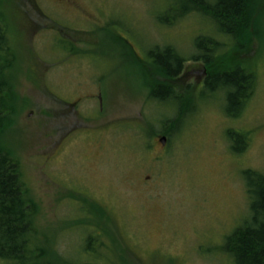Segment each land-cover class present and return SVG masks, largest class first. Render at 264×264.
<instances>
[{"label": "rangeland", "instance_id": "rangeland-1", "mask_svg": "<svg viewBox=\"0 0 264 264\" xmlns=\"http://www.w3.org/2000/svg\"><path fill=\"white\" fill-rule=\"evenodd\" d=\"M178 1L78 0L86 10L66 0L0 4L13 19L19 64L0 140L20 163L39 231L70 264L91 257L104 264H230L220 247L248 214L241 172L264 174V17L249 50L235 57L255 74L238 117L223 111L225 89L202 92L196 80L203 66L192 60L175 83L186 106L177 117L175 106L148 99L149 81L134 55L146 61L147 50L170 46L188 59L196 38L211 33L205 14H169ZM215 38L224 51L227 39ZM68 41L78 52L65 51ZM99 91L101 110L87 96ZM78 97L88 120L70 130L60 113L53 136L54 107ZM174 117L183 123L161 149L160 132ZM231 128L248 135L242 153L230 151ZM89 234L100 241L90 246L93 255Z\"/></svg>", "mask_w": 264, "mask_h": 264}, {"label": "trees", "instance_id": "trees-1", "mask_svg": "<svg viewBox=\"0 0 264 264\" xmlns=\"http://www.w3.org/2000/svg\"><path fill=\"white\" fill-rule=\"evenodd\" d=\"M2 1L5 2L0 0V4ZM185 10L205 14L212 22L213 29L209 35L196 38L195 52L188 59L170 46L147 50L146 61L139 59L134 52V62L143 75V81H149L148 99L175 106L179 113L177 117H181L186 112V106L180 99L175 83L186 61L192 60L200 62L206 70L202 92L225 89L223 111L230 118L238 117L254 89L255 74L235 57L237 53L247 52L244 50H249L254 38L259 36L264 0H179L168 13L182 16ZM158 16V22H165L166 15ZM10 22H13L12 17L0 10V129L2 122L11 120L9 109L15 104L13 71L19 65L14 66L18 56L13 38L9 35ZM215 37L227 39L224 51L221 50L223 44ZM72 44L70 41L65 51L78 52L74 51ZM182 123L181 118L177 120L174 117L172 124L160 132L161 136L166 141L172 139L174 131H179ZM225 134L231 153H242L247 145V133L231 128ZM14 155L0 140V260L4 264H70L55 252L51 236L39 231L35 220L37 206L24 189L19 177L20 163ZM241 175L248 198V214L240 225L224 237L220 250L230 264H264V174L246 169ZM93 212L98 216L104 215L102 210L95 209ZM40 235H44L43 239L39 238ZM98 238L92 234L86 237V252L94 251L90 246L100 243ZM91 258L80 264H104L91 261Z\"/></svg>", "mask_w": 264, "mask_h": 264}, {"label": "flooded vegetation", "instance_id": "flooded-vegetation-1", "mask_svg": "<svg viewBox=\"0 0 264 264\" xmlns=\"http://www.w3.org/2000/svg\"><path fill=\"white\" fill-rule=\"evenodd\" d=\"M66 1H68L69 3H63V4L69 6L72 9L86 10L85 7L79 5L78 0H66ZM206 76L207 75H206L205 71H203L200 74V76L196 80L197 84L199 86H203L204 85ZM89 93L90 94H87L88 97H93L94 100L97 99L99 101V110H101V108H102V106H101L102 105V95L100 94V91L97 94L91 93V92H89ZM78 100H81V99H79V97L78 98H72V99H69V100H66V99L62 100L61 99V107L59 108V110H57L56 107H54V111L52 112V114H53L52 115V124H53L52 132L54 134L53 136L59 134V130H58V127H57V122L58 123H60V122L57 121V119L60 118V113L62 114V116H64L63 117V119H65L64 121L65 122L68 121L67 124L70 125V127H71L70 130L73 129V128H76L79 124H81L82 122L84 123V121L88 120V117H86V116L84 117L82 114L80 115V111L77 108L79 106V101ZM30 114H31V112H30ZM79 116L81 117V120L79 119L80 118ZM65 134H67V132ZM57 145L58 144L56 143L55 146H57ZM164 146L165 145H162L161 149Z\"/></svg>", "mask_w": 264, "mask_h": 264}, {"label": "water", "instance_id": "water-1", "mask_svg": "<svg viewBox=\"0 0 264 264\" xmlns=\"http://www.w3.org/2000/svg\"><path fill=\"white\" fill-rule=\"evenodd\" d=\"M159 141H160L162 144H164V143H165V137H161V138L159 139Z\"/></svg>", "mask_w": 264, "mask_h": 264}]
</instances>
